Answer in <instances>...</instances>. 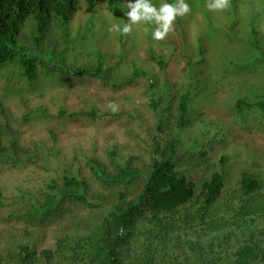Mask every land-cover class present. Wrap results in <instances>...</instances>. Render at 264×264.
Wrapping results in <instances>:
<instances>
[{
    "label": "trees",
    "instance_id": "trees-1",
    "mask_svg": "<svg viewBox=\"0 0 264 264\" xmlns=\"http://www.w3.org/2000/svg\"><path fill=\"white\" fill-rule=\"evenodd\" d=\"M78 1L0 0V66L18 58L20 75L29 82L36 81L39 69H51L67 83L83 77L112 86L139 83L138 96L144 95L155 124L150 126L144 116L139 117L141 122L146 120L140 132L127 129L134 147L142 148L139 156L120 155L117 145L106 149L107 161L84 156L91 178L83 176L75 150L70 157H59L58 150L43 142L26 144L0 134V168L26 164L52 173L39 182L23 180L14 185L12 199L0 186V207L5 198L13 203L5 221L22 223L0 227V264H264V159L258 162L252 157L234 183L226 185V166L237 163L230 160L231 155L241 153L220 149L209 138L211 133L200 129L202 121L194 122L199 118L187 112L192 92L186 88V69L172 78L169 66L170 61L182 59L187 68L195 56L165 58L149 48L143 60L152 66V76L135 73L139 78L117 80L103 66L106 56L99 49L94 64H69L65 79L67 62L55 58V50L61 48L62 53L75 40L69 25ZM120 1L108 0L112 9ZM25 26L30 34L24 38ZM205 51L197 47L198 63ZM163 84L167 87L161 88ZM120 96L131 105L136 99ZM262 96L249 106L264 109ZM110 102L111 109L102 113L90 103L78 111L63 107L57 117L73 121L124 111L112 107L114 100ZM39 112L47 111L40 106L26 112L25 118ZM3 130H11L8 120L0 122ZM250 131L259 133L251 139L264 140V127L262 134L259 128ZM49 133L55 139L51 129ZM222 133L228 143L241 145L234 143L227 130ZM50 154L56 157L53 165ZM64 216L68 219L55 230L53 244L39 248L36 239L43 232L35 225Z\"/></svg>",
    "mask_w": 264,
    "mask_h": 264
},
{
    "label": "rangeland",
    "instance_id": "rangeland-1",
    "mask_svg": "<svg viewBox=\"0 0 264 264\" xmlns=\"http://www.w3.org/2000/svg\"><path fill=\"white\" fill-rule=\"evenodd\" d=\"M104 1L98 5L86 0L78 1L69 25L73 26L70 33L75 40L68 42L70 46L66 51L59 53L61 48L55 50V58L61 57L67 62H64L66 71L63 77L67 79L69 75V64H94L95 51L99 49L106 56L103 66H108L117 80L135 77V73L152 76V66L143 60L144 52L149 48L165 58L174 54L184 56L185 53L195 56L187 68L182 59L179 62L170 61L169 66L172 67V78L175 75L180 77L183 67L186 69V88L192 92V104H188L187 112L199 118L194 122L202 121L200 129L210 132L209 138L214 139L220 149H227L231 153L237 151L242 155H231L230 160L237 163L226 166V185L234 183L239 170L241 172L248 167L252 157L256 156L258 162L263 161L264 140L251 139V135H259L254 131H259L250 130L259 128L262 134L264 109L250 107L249 104L256 103L264 93V0H229L225 9L209 8L208 5L214 0H184L190 11L177 16L171 30L159 41L152 36L157 27L154 22L133 24L131 32L127 34L111 30L113 25H119L122 29L124 24L130 23L125 15L130 0H121L113 9L108 0ZM174 2L177 4L178 0ZM150 3L159 8L168 2L150 0ZM22 34L24 38L30 34L28 26L22 29ZM199 46L206 51L204 59L198 63ZM195 61L196 65L193 63ZM165 87L167 85L163 84L161 88ZM138 88L139 83L112 86L91 77L77 78L67 83L51 69H39L36 81L29 82L20 75L18 58H15L0 66V122L8 120L11 127L10 131H0L1 137L14 136L26 144L31 141L43 142L44 146L58 150L59 157H70L75 150L80 158L78 167L82 168L83 176L91 178L84 156L107 161L105 151L111 145H117L118 153L126 157L142 154V148L134 147V139L126 131L138 133L142 129L140 126H146V120L141 122L139 117L149 119L150 126L155 124V120L148 113L144 95L138 96ZM121 94L136 96V99L131 105ZM165 94L166 91L162 93L163 96ZM110 100L115 101L113 108H123L124 111L101 118L85 117L73 121L62 118L65 116L57 117L58 110L63 107L78 111L81 107L90 106V103L102 113L111 109ZM40 106L47 112L33 113L25 118L26 112ZM236 128H244V131ZM50 129L56 135L55 139L51 138ZM225 130L234 143L241 145L235 147L228 143V136L222 133ZM244 143L247 146L242 145ZM55 159L50 154L52 165ZM48 172L47 169H36L26 164L16 168L1 167L0 186L12 199L14 185L23 180L39 182ZM9 199L5 198V205L0 207V227L22 224L5 221L13 205ZM67 219L64 216L52 223L41 221L36 224L35 228L40 225L39 229L43 232V236L36 239L38 247L51 246L55 230ZM27 225L33 228L32 224Z\"/></svg>",
    "mask_w": 264,
    "mask_h": 264
},
{
    "label": "clouds",
    "instance_id": "clouds-1",
    "mask_svg": "<svg viewBox=\"0 0 264 264\" xmlns=\"http://www.w3.org/2000/svg\"><path fill=\"white\" fill-rule=\"evenodd\" d=\"M229 0H214L209 4V8L225 9L228 7ZM129 9L125 15L130 23L123 25V28L119 25H113L111 30L124 34L131 32L132 25L138 22H154L157 27L152 32L153 39L162 40L172 28V22L177 16H183L190 11L189 5L184 0H178L177 4L163 3L159 8L153 6L150 0H135L126 5Z\"/></svg>",
    "mask_w": 264,
    "mask_h": 264
}]
</instances>
